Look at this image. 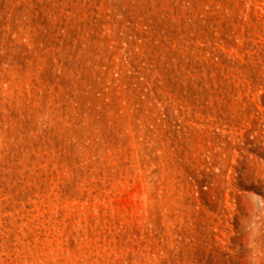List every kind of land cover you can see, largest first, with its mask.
I'll use <instances>...</instances> for the list:
<instances>
[{
  "label": "rangeland",
  "instance_id": "374dc122",
  "mask_svg": "<svg viewBox=\"0 0 264 264\" xmlns=\"http://www.w3.org/2000/svg\"><path fill=\"white\" fill-rule=\"evenodd\" d=\"M0 264H264V0H0Z\"/></svg>",
  "mask_w": 264,
  "mask_h": 264
}]
</instances>
